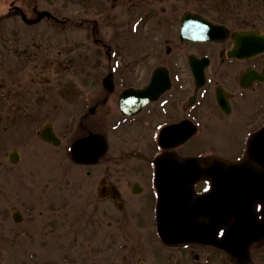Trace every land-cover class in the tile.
<instances>
[{
  "label": "flooded vegetation",
  "instance_id": "1",
  "mask_svg": "<svg viewBox=\"0 0 264 264\" xmlns=\"http://www.w3.org/2000/svg\"><path fill=\"white\" fill-rule=\"evenodd\" d=\"M45 10L52 14L45 15L36 24L47 20L54 28H60L64 37L91 30L93 43L108 53L111 62L104 84L106 86V79L110 78L113 90L102 91L85 103L80 86L82 76L76 70L79 62L67 60L62 53L81 49L83 40L66 38L61 41L56 46L65 65L61 74L68 78L76 75L75 78L71 76L74 81L62 86L60 96L78 121L75 128L65 130H57L53 123L44 125L55 133L58 141L44 140L51 149L61 150L65 145L66 150L59 157L61 162L90 165L86 174L96 175L94 210L98 228L104 229L101 238L119 237L131 241V244L139 241L136 243L138 250L130 247L123 254L124 264H163L159 257L160 248L178 251L176 261L169 264H234L227 253L213 242L224 239H202L170 246L163 242L157 230L158 190L155 180L159 157L177 154L172 159L177 162L174 168L178 175L183 176L186 186L190 185L187 180L190 173H181L180 169L184 167L179 166V162L198 157L200 168L207 170L192 185L198 196L213 191V175L220 179H227L230 175L226 167L216 166L218 158H223L242 163L240 170L232 176L238 179L241 193L247 196L239 199L238 210L252 211L254 238L248 245L250 264H264V141L258 144L257 154L249 156L253 138L264 131V0H12L8 13L14 18H22L25 13L35 19ZM186 14H190L194 33L196 30L201 34L215 33V28L199 27V19L201 24L208 21L217 30L222 29L225 38L221 41L182 39V23ZM111 19L115 22L125 19L130 24V31L120 26L124 32L112 29L106 32L102 26ZM123 38L143 42L148 54L143 59L119 62L116 59L119 51H115V45L109 42H122ZM164 46L167 54L175 53V58L160 60L156 64L151 62L153 56L162 59ZM191 54L208 59L204 68L205 84L198 90L196 71L200 70L202 61L191 62ZM159 68H164L161 80L167 74L171 87L139 109V101L127 100L128 109H135V112L124 114L121 110L122 91L148 85ZM118 84L124 85L120 92L115 91ZM5 85L0 83L3 89ZM112 108L121 115L112 123V129L119 131L123 143L132 147L123 155L115 154V142L109 141L106 130L93 128L103 127L99 120L103 119L104 111ZM35 116V110L29 113L31 124ZM91 132L103 134L107 149L98 161H79L73 155V144ZM39 134L41 137V132ZM16 152L20 154L14 149L8 155L14 164L22 157L14 162L13 154ZM109 152L113 154H107ZM167 168L163 166V170ZM17 174H10L12 182ZM0 178L2 194L6 187L3 177ZM7 188L13 196L16 195L13 185ZM64 195L62 191L60 201H66ZM7 205L8 202L0 199V230L7 228L6 220L18 224L17 217L22 221L24 218L15 207L7 211ZM61 205L64 206L60 212L66 203ZM209 206L213 208V204ZM223 210L226 209L221 205L212 210L216 222H226ZM62 218L63 222L58 226L60 232V227L65 226L66 215ZM49 220L52 224L56 222L55 219ZM199 221L212 224L210 215L206 214H201ZM225 231L224 226H219L218 236L222 238ZM15 232L18 236V228ZM155 245L157 251L153 250Z\"/></svg>",
  "mask_w": 264,
  "mask_h": 264
},
{
  "label": "rangeland",
  "instance_id": "2",
  "mask_svg": "<svg viewBox=\"0 0 264 264\" xmlns=\"http://www.w3.org/2000/svg\"><path fill=\"white\" fill-rule=\"evenodd\" d=\"M11 1L0 0V18L8 13ZM113 21L111 19L102 28L106 32L111 29L124 32L121 27L130 31V24L125 19ZM30 27L20 18L0 20V83L6 84L5 89L0 87V176L6 187L3 195L0 192V199L8 202L7 211L15 207L24 216L18 224L6 220L7 228L0 230V264H124L123 254L130 247L138 250L136 243L139 241L131 244V241L119 237L101 238L104 229L98 228L94 210L96 175L86 174V169L91 166L65 160L61 162L59 157L64 154L65 145L61 150L51 149L39 134L46 123H53L57 130H65L75 128L78 121L60 96L62 86L74 81L71 76L75 78L76 74L69 78L61 74L65 65L56 46L66 38L83 40L81 49L62 53L67 60L79 62L76 70L82 76L80 86L85 103L107 90L104 78L108 76L111 65L108 53L93 43L91 30L64 37L47 22ZM11 33L15 36H11ZM123 40L109 42L115 45V51H119L116 57L119 62L143 59L148 54L143 42H135L133 38ZM175 56L172 52L167 54L164 46L162 59L156 56L150 59L156 64ZM123 86L116 85L115 91L120 92ZM34 110L35 121L31 124L29 113ZM120 116V112L114 108L104 111L103 119L99 120L103 127H93L107 131L109 141L115 142L117 155L132 149L123 143L119 131L111 127ZM138 141L137 145L140 146ZM14 149L22 156L16 164L8 158ZM152 152L153 149L150 154ZM13 172L18 173L14 182L10 176ZM11 185L16 193L14 196L7 188H11ZM62 191L65 192L63 198L66 197V201L59 199ZM64 202L66 207L60 212ZM61 215H66V218L60 232L58 226L63 222ZM49 219H55L56 225ZM16 228L19 230L18 236ZM48 234L51 237L48 238ZM153 250H158L156 245ZM159 251L163 264L176 261L177 250L160 248Z\"/></svg>",
  "mask_w": 264,
  "mask_h": 264
},
{
  "label": "water",
  "instance_id": "3",
  "mask_svg": "<svg viewBox=\"0 0 264 264\" xmlns=\"http://www.w3.org/2000/svg\"><path fill=\"white\" fill-rule=\"evenodd\" d=\"M44 138H53L52 135L48 134L46 131L43 133ZM82 147V148H81ZM105 150L104 139L100 135L92 134L91 136L79 141L74 146V156L78 160H97L100 154ZM90 158V159H88ZM16 160V159H14ZM191 164L194 163V160L190 161ZM160 178H158V181ZM165 181V180H164ZM161 190L160 201H159V229L161 231L163 239L166 242H172L173 239H204V237L211 236L210 239H216V229H213L210 233V228L205 224H198V221L195 222L198 218L199 211H191L190 220L187 224H179L173 226L174 220H176L177 213H184L186 209L182 207L184 204H197L201 199L194 200L195 197L193 193L190 195L184 196L180 191L178 193H173V185H159ZM192 192V191H191ZM227 206L230 208V205H234L237 202L236 191H227ZM203 201V199L201 200ZM200 203V202H199ZM236 212H234V217L236 221L227 226V234L221 246L225 248L227 253L233 259L236 264H248L249 256L242 258L240 255V245L243 237H246L247 233L245 228L247 223H240L236 217ZM195 218V220H194ZM250 228V224L248 229ZM247 244L244 245L243 253L246 252Z\"/></svg>",
  "mask_w": 264,
  "mask_h": 264
}]
</instances>
